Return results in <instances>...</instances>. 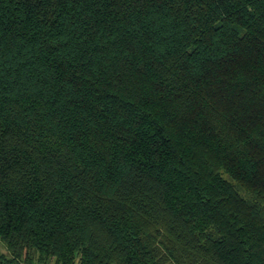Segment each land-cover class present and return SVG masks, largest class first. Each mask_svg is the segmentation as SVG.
Segmentation results:
<instances>
[{
	"label": "trees",
	"instance_id": "trees-1",
	"mask_svg": "<svg viewBox=\"0 0 264 264\" xmlns=\"http://www.w3.org/2000/svg\"><path fill=\"white\" fill-rule=\"evenodd\" d=\"M0 245L264 264V0H0Z\"/></svg>",
	"mask_w": 264,
	"mask_h": 264
},
{
	"label": "rangeland",
	"instance_id": "rangeland-1",
	"mask_svg": "<svg viewBox=\"0 0 264 264\" xmlns=\"http://www.w3.org/2000/svg\"><path fill=\"white\" fill-rule=\"evenodd\" d=\"M222 176H223V178L228 179V176H227L226 174H223V173H222ZM242 195H243L244 197H247V198L249 197L247 194H242ZM0 249H1V250L3 249V247H1V245H0ZM21 262L23 263L24 261L21 260ZM23 264H28V263L24 262Z\"/></svg>",
	"mask_w": 264,
	"mask_h": 264
}]
</instances>
